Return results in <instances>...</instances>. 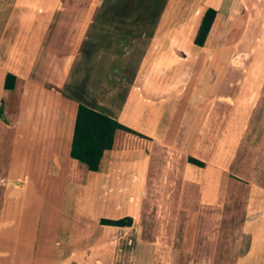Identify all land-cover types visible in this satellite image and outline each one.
<instances>
[{
	"label": "crops",
	"instance_id": "1",
	"mask_svg": "<svg viewBox=\"0 0 264 264\" xmlns=\"http://www.w3.org/2000/svg\"><path fill=\"white\" fill-rule=\"evenodd\" d=\"M204 6L216 16L198 46ZM6 9L0 264H264V167L250 169L264 146L244 132L228 144L232 112L246 125L264 102V86L250 83L263 70L243 67L264 60V0H11ZM249 42L261 57L240 53ZM79 103L149 136L150 150H112L105 170L68 181ZM171 187L187 190L188 227L175 192L169 227L149 217ZM214 204L234 233L208 227ZM125 216L130 226L100 223Z\"/></svg>",
	"mask_w": 264,
	"mask_h": 264
},
{
	"label": "trees",
	"instance_id": "2",
	"mask_svg": "<svg viewBox=\"0 0 264 264\" xmlns=\"http://www.w3.org/2000/svg\"><path fill=\"white\" fill-rule=\"evenodd\" d=\"M215 16V9L204 6L202 18L195 33L194 43L196 45H204ZM15 79L16 77L12 73H6L3 83L4 88L13 89ZM151 142L149 136L124 125L101 111L79 103L74 121L66 179L83 183L86 171H102L106 169L112 150L141 148L148 152ZM188 161L204 166L203 162L193 157H189ZM100 223L125 227L132 224V217L125 216L118 219L101 218Z\"/></svg>",
	"mask_w": 264,
	"mask_h": 264
},
{
	"label": "rangeland",
	"instance_id": "3",
	"mask_svg": "<svg viewBox=\"0 0 264 264\" xmlns=\"http://www.w3.org/2000/svg\"><path fill=\"white\" fill-rule=\"evenodd\" d=\"M10 3H11V0H0L1 8H3V9L5 8V10H7L6 8L9 7ZM256 48H259L258 44L254 45V44H252V42H249V44L247 45V49L245 48V50H241L240 53L241 52L246 53L247 57L253 53H254L255 58H257V56L261 57V55H260L261 53H257ZM248 53H249V55H248ZM247 61L251 63L250 67L248 68V63H247V65H243V67H245V68L247 67V69H252V71L256 70V73L263 70L259 73L260 75H256V76H253L252 78H250V83L251 84L255 83L258 86H260V85L264 86V60L261 59V61H259L257 59H254L252 61H249V60H247ZM258 69H260V70H258ZM75 80H77V77L75 78ZM261 100L264 101V93L262 94ZM238 112H239V114H242L240 110L239 111L234 110L232 112V118H231L232 120L231 121L233 123L230 122V125L228 127V133H230V139L228 141V144H230V146H233L234 148H236V145L239 142L238 135H239V133L244 132L245 134L247 133V135L250 137V139L246 141L247 143L253 141V139H251V137H253L255 135V138H256L255 140H257V142L258 141L261 142V144L264 146V102L262 103V106L259 110L258 115L260 117L258 119L256 118L255 121H252V123H250L251 122L250 121L246 125H243L242 123H240V120H242V119H239V123H237L236 120H238V118H239ZM236 115H237V118H236ZM263 160H262V157H260L258 155H257V157L251 159L250 169H253V165L258 166V165H260V163L264 167ZM240 175H243V174H240ZM232 176L236 177L235 175H232ZM244 176L249 177V175H244ZM250 179H252V177H250ZM263 180H264V178L262 180L260 178L257 179V181L260 183H264ZM241 181H243L244 183L248 182L245 179H241ZM171 185H173V183ZM176 191L177 192L174 191V187H171L170 189H165L164 194L166 196H169L168 198H170V201L164 200L163 205L162 204L158 205L160 210H157V211L153 210V209H155L154 205H150L149 210L150 211L153 210V211H151L152 212L151 214H153V215H150L149 217H151L152 219H155L156 217L154 216V212L156 215H157V213H159L162 215V216L160 215V217H159V223L161 225H164V226L168 225V227H169V225H171V223H172V220H171L172 212H173V210H172V208H173L172 196L175 192L177 197H180V203H184L183 205L182 204L179 205V208L176 210V214H178V215L180 214V220H181L180 223L182 224V227H188V224H189L188 219H189L190 210L187 208L188 205L185 204V202L182 198L184 195H187V190L179 189ZM260 199H261V202H263L264 201V195L260 196ZM170 202H171V204H170ZM224 205H227V203H225ZM151 206H153V209L151 208ZM212 207H213L212 220H211V222L207 221V225L209 224L208 227H212L213 229H221L224 227V228L229 229V232L234 233L232 231H236V221H234V219L232 220V218L230 217V219H228L229 221H228V226H227L225 224V222H223L224 220L221 219V217H224L226 215V214H223V211H222L223 205L214 204ZM260 207H261L260 212L258 214L262 215V214H264V204L261 205ZM236 212H237V210H233V214H235ZM164 214L166 216H163ZM252 216H254V214ZM176 220H177V216L175 215V220H174L175 223L177 222ZM153 221H151V222H153ZM177 224H178V222H177ZM137 227H139V226H137ZM233 238H235V237H232V239Z\"/></svg>",
	"mask_w": 264,
	"mask_h": 264
}]
</instances>
